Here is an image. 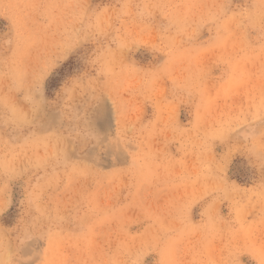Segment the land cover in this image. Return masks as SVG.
<instances>
[{
	"label": "rangeland",
	"instance_id": "obj_1",
	"mask_svg": "<svg viewBox=\"0 0 264 264\" xmlns=\"http://www.w3.org/2000/svg\"><path fill=\"white\" fill-rule=\"evenodd\" d=\"M0 264H264V0H0Z\"/></svg>",
	"mask_w": 264,
	"mask_h": 264
}]
</instances>
